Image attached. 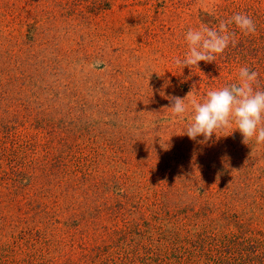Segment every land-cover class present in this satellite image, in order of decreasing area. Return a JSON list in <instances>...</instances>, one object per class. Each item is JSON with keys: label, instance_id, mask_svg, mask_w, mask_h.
<instances>
[{"label": "rangeland", "instance_id": "rangeland-1", "mask_svg": "<svg viewBox=\"0 0 264 264\" xmlns=\"http://www.w3.org/2000/svg\"><path fill=\"white\" fill-rule=\"evenodd\" d=\"M241 12L254 34L175 65ZM243 66L264 88V0H0V264H264V145L166 109Z\"/></svg>", "mask_w": 264, "mask_h": 264}, {"label": "clouds", "instance_id": "clouds-1", "mask_svg": "<svg viewBox=\"0 0 264 264\" xmlns=\"http://www.w3.org/2000/svg\"><path fill=\"white\" fill-rule=\"evenodd\" d=\"M230 25L244 36L256 32L254 20L243 12L220 20L218 27L202 23L198 28H189L184 36L187 51L183 59H175V65L192 71L199 70L202 61L215 62L230 45L235 46V32L229 30ZM258 77V72L243 66L235 82L208 90L199 99L195 87L185 98L169 95L170 104L166 109L171 113L170 119L185 123L184 135L200 144L234 128L241 134L243 144L254 141L256 146L264 145V88L260 87ZM198 137L203 139L198 140Z\"/></svg>", "mask_w": 264, "mask_h": 264}]
</instances>
